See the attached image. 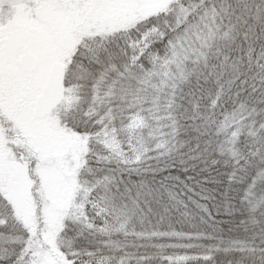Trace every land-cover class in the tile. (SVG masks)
Wrapping results in <instances>:
<instances>
[{
    "label": "snow or ice",
    "instance_id": "6c2138e0",
    "mask_svg": "<svg viewBox=\"0 0 264 264\" xmlns=\"http://www.w3.org/2000/svg\"><path fill=\"white\" fill-rule=\"evenodd\" d=\"M0 264H264V0H0Z\"/></svg>",
    "mask_w": 264,
    "mask_h": 264
}]
</instances>
